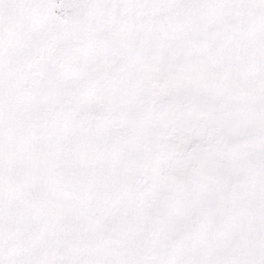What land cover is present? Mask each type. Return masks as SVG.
Returning a JSON list of instances; mask_svg holds the SVG:
<instances>
[{
  "label": "snow or ice",
  "instance_id": "obj_1",
  "mask_svg": "<svg viewBox=\"0 0 264 264\" xmlns=\"http://www.w3.org/2000/svg\"><path fill=\"white\" fill-rule=\"evenodd\" d=\"M0 264H264V0H0Z\"/></svg>",
  "mask_w": 264,
  "mask_h": 264
}]
</instances>
